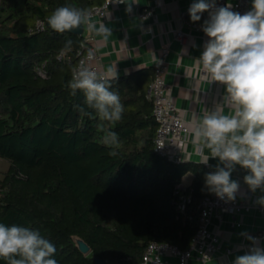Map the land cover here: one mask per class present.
I'll return each instance as SVG.
<instances>
[{"label":"trees","instance_id":"obj_1","mask_svg":"<svg viewBox=\"0 0 264 264\" xmlns=\"http://www.w3.org/2000/svg\"><path fill=\"white\" fill-rule=\"evenodd\" d=\"M102 1L0 0V158L8 161L0 176V223L39 230L55 245L58 264H95V257L141 264L151 241L184 249L199 225L197 205L210 192L203 165L173 163L155 152L143 76L110 81L124 105L120 121L81 112L95 116L67 83L83 35L37 29L36 22L60 6L87 10ZM62 50L67 58L58 59ZM101 123L118 134V147L104 143ZM188 171L192 201L180 212L176 191ZM74 236L90 253L80 251Z\"/></svg>","mask_w":264,"mask_h":264},{"label":"clouds","instance_id":"obj_2","mask_svg":"<svg viewBox=\"0 0 264 264\" xmlns=\"http://www.w3.org/2000/svg\"><path fill=\"white\" fill-rule=\"evenodd\" d=\"M126 3L127 12L138 0H117ZM213 9H215L213 11ZM209 12L204 21L203 32L209 37L204 50L197 60L206 78L225 86L223 103L228 111L217 107L206 111L198 121L194 119L191 130L197 151L203 155L200 162L207 164L209 158H218L224 167L206 174L205 182L209 190L219 198L234 200L238 182L231 179L235 165L248 170L244 181L254 192L264 190V0H252L251 10L240 14L231 10V5L216 7L215 0H197L189 9L192 22L201 20L200 13ZM47 24L57 33H65L81 26L87 31L107 40L112 34L103 22H92L90 14L83 8L73 5L57 7L48 17ZM68 42L66 47L70 46ZM94 57L88 51V60ZM118 78L115 65L106 69L101 76L89 65L81 62L73 70L67 83L71 94L83 93L89 118L114 124L122 119L124 105L118 92L112 91L111 80ZM104 133V143L110 147L119 146L118 134L98 125ZM116 156L115 150L109 152ZM258 203L264 205V197ZM249 239H253L249 237ZM56 247L44 238L39 230L24 226H6L0 223V259L7 264H58L52 258ZM234 264H264V248L254 246L247 253L235 258Z\"/></svg>","mask_w":264,"mask_h":264},{"label":"crops","instance_id":"obj_3","mask_svg":"<svg viewBox=\"0 0 264 264\" xmlns=\"http://www.w3.org/2000/svg\"><path fill=\"white\" fill-rule=\"evenodd\" d=\"M195 2L197 0H138V3L132 4L131 12L126 11V3L111 6L104 15L94 16L91 20L97 27L103 22L112 34L104 40L93 32L91 43L99 53L98 64L105 74L108 66L115 65L118 77L143 76L146 82L145 95L152 78V64L160 47L168 43L170 51L165 80L171 85L176 108L189 129L183 163L190 166L201 164L212 173L224 165L218 158H209L207 164L200 162L209 151L206 148L203 153L197 151L198 145L194 142L191 125L194 119H201L206 111L217 107L228 111V108L223 103L225 86L206 78L202 66L197 63L209 37L202 29L190 25L194 22L191 21L189 9ZM147 8H152V15L142 20L139 12ZM200 15L201 20L195 23L204 24L209 17L206 12ZM176 30L184 33L183 40L175 38ZM247 174V169L240 165L234 166L231 179L239 184L235 197L261 205L258 200L264 197V190L258 188L253 192L244 181ZM192 179L193 173L188 171L182 176L181 182L189 186ZM209 227L220 234L223 246L232 249L228 256L222 252L215 253L211 263L234 264L237 256L246 253V245L251 241L249 237L264 230V213L257 208L236 213L219 211L211 217ZM256 244L264 248V235ZM164 259L165 264H177L175 257L165 256ZM188 264L201 262L192 257Z\"/></svg>","mask_w":264,"mask_h":264},{"label":"built area","instance_id":"obj_4","mask_svg":"<svg viewBox=\"0 0 264 264\" xmlns=\"http://www.w3.org/2000/svg\"><path fill=\"white\" fill-rule=\"evenodd\" d=\"M210 2V0H206ZM117 0H103L100 4L93 5L86 11L90 14L91 19L94 16H102L111 6H118ZM231 5V10L244 14L251 10L252 0H215V6L224 7ZM215 9H213L214 11ZM152 8H147L139 12L142 20L152 15ZM209 17V12L205 11ZM192 27L202 29L203 23H191ZM46 26V21L37 20L36 28L43 29ZM83 38L80 45L75 50V66L76 69L81 62L89 65L95 70L98 75H105L104 71L98 64L99 53L91 43V33L87 31V26H83ZM184 33L181 30L175 31V38L183 40ZM93 50L94 57L91 61L88 60V51ZM170 48L168 43L163 44L158 56L152 64V78L146 88V96L152 103V116L156 123L154 135V150L155 152L173 163H183V156L187 145V135L189 132L188 126L176 108L174 97L171 92V85L166 82L165 75L168 69L167 56ZM58 59L67 58L65 50L60 51L57 55ZM72 70V73H73ZM180 181L177 189V198L175 200L176 207L180 212H185L187 206L192 201V193ZM251 208H257L264 213V206L251 203L250 201L241 200L235 197L234 200L219 198L215 193L209 192L204 195L198 205L199 225L192 236L188 246L184 249L179 248L175 244L167 242L151 241L145 247L142 254L141 264H165V256L176 258L177 264H188L192 257L198 258L201 264H212V258L215 253L222 252L225 255L232 253L229 246H223L222 238L217 231L210 229L209 224L211 217L219 211L226 212H241L249 211ZM264 235V230L252 235L251 241L246 245V253L254 246H257V240Z\"/></svg>","mask_w":264,"mask_h":264},{"label":"water","instance_id":"obj_5","mask_svg":"<svg viewBox=\"0 0 264 264\" xmlns=\"http://www.w3.org/2000/svg\"><path fill=\"white\" fill-rule=\"evenodd\" d=\"M46 26L52 30L50 28V26H48L47 24V21H46ZM82 31H83V27L81 26L80 28L78 29H75V30H72V31H69V33H73V34H77V35H81L82 34ZM77 247L80 249V251L84 254H88L90 253L91 251V248L90 246L80 237L78 236H74L73 237ZM94 263L95 264H115V263H107L104 259H101V258H98V257H95L94 258Z\"/></svg>","mask_w":264,"mask_h":264},{"label":"rangeland","instance_id":"obj_6","mask_svg":"<svg viewBox=\"0 0 264 264\" xmlns=\"http://www.w3.org/2000/svg\"><path fill=\"white\" fill-rule=\"evenodd\" d=\"M8 161L4 158H0V176L7 169Z\"/></svg>","mask_w":264,"mask_h":264}]
</instances>
